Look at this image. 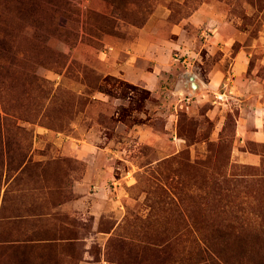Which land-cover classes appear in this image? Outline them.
Returning <instances> with one entry per match:
<instances>
[{
	"label": "rangeland",
	"instance_id": "1",
	"mask_svg": "<svg viewBox=\"0 0 264 264\" xmlns=\"http://www.w3.org/2000/svg\"><path fill=\"white\" fill-rule=\"evenodd\" d=\"M261 94L264 0H0V264H264Z\"/></svg>",
	"mask_w": 264,
	"mask_h": 264
},
{
	"label": "crops",
	"instance_id": "2",
	"mask_svg": "<svg viewBox=\"0 0 264 264\" xmlns=\"http://www.w3.org/2000/svg\"><path fill=\"white\" fill-rule=\"evenodd\" d=\"M239 59L234 62L233 70L235 74L242 75L247 63V57H243L240 61ZM238 85V89L243 92L249 89L246 87V81L243 82L241 80ZM237 99L240 102L238 133L241 141H246L249 137L258 141L264 140V94L250 96V98L237 96ZM251 125L254 126L253 129H251ZM243 157L244 160L251 163H257L260 160L259 155L252 152H243Z\"/></svg>",
	"mask_w": 264,
	"mask_h": 264
},
{
	"label": "trees",
	"instance_id": "3",
	"mask_svg": "<svg viewBox=\"0 0 264 264\" xmlns=\"http://www.w3.org/2000/svg\"><path fill=\"white\" fill-rule=\"evenodd\" d=\"M232 227H234V225H232ZM263 233H264V229H263ZM222 237L225 238V236H222ZM192 264H239V263H234V260L232 258H226V257L218 254V252H215V253L210 254L209 256L205 257V256H203V253L200 250L197 253L196 260L194 262H192Z\"/></svg>",
	"mask_w": 264,
	"mask_h": 264
},
{
	"label": "water",
	"instance_id": "4",
	"mask_svg": "<svg viewBox=\"0 0 264 264\" xmlns=\"http://www.w3.org/2000/svg\"><path fill=\"white\" fill-rule=\"evenodd\" d=\"M192 82L191 85L193 88H198L200 86V83L196 80L195 76H192Z\"/></svg>",
	"mask_w": 264,
	"mask_h": 264
}]
</instances>
